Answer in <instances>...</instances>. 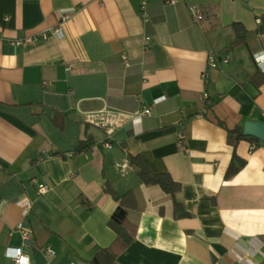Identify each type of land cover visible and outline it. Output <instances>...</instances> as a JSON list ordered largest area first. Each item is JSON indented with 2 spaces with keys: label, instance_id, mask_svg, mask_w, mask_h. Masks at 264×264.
Instances as JSON below:
<instances>
[{
  "label": "crops",
  "instance_id": "0c3cea01",
  "mask_svg": "<svg viewBox=\"0 0 264 264\" xmlns=\"http://www.w3.org/2000/svg\"><path fill=\"white\" fill-rule=\"evenodd\" d=\"M141 1L0 0V264H16L6 249L18 247L26 264H92L116 236L106 185L137 202L117 264L264 259V142L227 141L228 129L264 123L253 60L264 53V0H198V21L183 0ZM233 23L250 32L234 48ZM106 116L109 137L96 123ZM42 151L50 156L38 162ZM234 152L246 162L226 179ZM129 156L180 183L174 198L188 217L176 218L173 196L144 184Z\"/></svg>",
  "mask_w": 264,
  "mask_h": 264
},
{
  "label": "trees",
  "instance_id": "16d2710c",
  "mask_svg": "<svg viewBox=\"0 0 264 264\" xmlns=\"http://www.w3.org/2000/svg\"><path fill=\"white\" fill-rule=\"evenodd\" d=\"M264 27V24H263ZM233 39L230 47L234 48L244 44L250 36V32L240 23L231 25ZM212 104L208 105L211 109ZM221 124V123H220ZM248 139L252 142H260L259 138L243 134L241 127H235L227 130V141L230 145L235 146L239 141ZM90 142H81L78 150L88 148ZM129 163L137 167V176L147 185H158L165 193L173 196V211L176 218L188 217L189 213L178 202L174 195L180 191V183L174 181L168 173H154L145 165L138 156H129ZM245 159L239 157L235 152L232 154L230 163L225 171L224 177L227 179L234 176L244 165ZM105 191L116 201V206L108 219V226L115 232L114 240L107 246L98 248L91 257L92 264H117L116 257L124 251L134 240L136 228L127 218V209L136 208L137 202L133 192L128 191L123 194H117L106 185ZM264 264V259L258 263Z\"/></svg>",
  "mask_w": 264,
  "mask_h": 264
},
{
  "label": "built area",
  "instance_id": "2783aa9c",
  "mask_svg": "<svg viewBox=\"0 0 264 264\" xmlns=\"http://www.w3.org/2000/svg\"><path fill=\"white\" fill-rule=\"evenodd\" d=\"M166 1L172 4V3L178 2L179 0H166ZM183 1L185 2V5L187 6V9H188L189 13L191 14L192 18L195 21L200 20L202 17V14H201L199 7H198V2H197L198 0H183ZM141 2H142V4H144L145 0H142ZM65 19H66V15H64V14L61 15V21L65 20ZM52 33L57 37H61V28H59V27L53 28ZM260 35L263 36L264 34L260 33ZM28 41H30L29 38L18 39L14 42V44L20 45V44H22L24 42H28ZM227 60H228L227 57L221 58L222 62H227ZM253 60H254L255 64L257 65V67L259 69H261L262 71H264V53L261 52V53L257 54L256 56L253 57ZM218 65H219V63L216 60L213 53L210 54L208 57L207 66L212 67V68H216V67H218ZM204 75H205V72L203 73V76ZM141 113H144V114L150 113V107H146V106L142 107ZM93 116L94 115H92L91 118L89 117V121L93 122V119H92ZM96 116H97V114H96ZM96 123H98L101 127H103L105 129L108 137L113 132V126H112L111 120L107 116L103 117L101 120L96 121ZM178 136H179V138L184 137V135L181 131L178 132ZM110 144L111 143L107 140L103 143V145L107 148L111 147ZM251 148H254V145H252ZM67 155H68V157L72 156V153H67ZM49 156L50 155L48 153H46L45 151H42L41 155L36 158V161H38V162L42 161L43 158H46ZM125 165H126L125 163L121 164L120 167H124ZM37 191L39 194H42V193L47 191V186L44 184L42 185V183H39L37 185ZM19 205L22 209V214L26 215L28 213L30 207H31V203L29 202V200L28 199L22 200L19 202ZM17 231L20 232V234L24 240H28L31 236L30 230L25 228L22 223H18ZM47 252L53 253V251L49 248H47ZM6 254L9 257H12L16 264H26V261H25L26 259H25V256L22 254L21 247H18L15 249H6Z\"/></svg>",
  "mask_w": 264,
  "mask_h": 264
},
{
  "label": "water",
  "instance_id": "95a60500",
  "mask_svg": "<svg viewBox=\"0 0 264 264\" xmlns=\"http://www.w3.org/2000/svg\"><path fill=\"white\" fill-rule=\"evenodd\" d=\"M243 134L259 138L264 142V123L258 121H245L243 123Z\"/></svg>",
  "mask_w": 264,
  "mask_h": 264
}]
</instances>
